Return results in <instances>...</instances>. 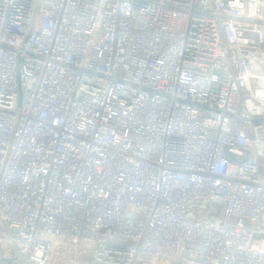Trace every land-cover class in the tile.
I'll use <instances>...</instances> for the list:
<instances>
[{
    "label": "built area",
    "instance_id": "built-area-1",
    "mask_svg": "<svg viewBox=\"0 0 264 264\" xmlns=\"http://www.w3.org/2000/svg\"><path fill=\"white\" fill-rule=\"evenodd\" d=\"M0 264H264V0H0Z\"/></svg>",
    "mask_w": 264,
    "mask_h": 264
}]
</instances>
